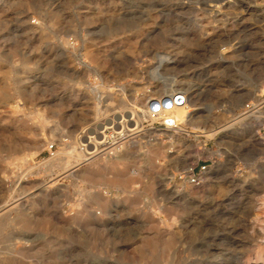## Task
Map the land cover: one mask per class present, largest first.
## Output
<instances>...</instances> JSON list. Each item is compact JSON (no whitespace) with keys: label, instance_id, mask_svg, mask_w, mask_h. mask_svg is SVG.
Listing matches in <instances>:
<instances>
[{"label":"rangeland","instance_id":"obj_1","mask_svg":"<svg viewBox=\"0 0 264 264\" xmlns=\"http://www.w3.org/2000/svg\"><path fill=\"white\" fill-rule=\"evenodd\" d=\"M260 136L264 0H0V264H264Z\"/></svg>","mask_w":264,"mask_h":264},{"label":"built area","instance_id":"obj_2","mask_svg":"<svg viewBox=\"0 0 264 264\" xmlns=\"http://www.w3.org/2000/svg\"><path fill=\"white\" fill-rule=\"evenodd\" d=\"M186 102V93L182 91H176L169 94H163L157 97H154L149 102L148 106V113L147 115L153 119L159 121L163 126L166 127V129L169 128V126L177 127L174 124V121L171 116H163L162 114L165 110L171 109L175 106H181ZM257 106H255L253 103L246 104L245 110L248 112L254 111ZM134 121V120H133ZM136 123V120H135ZM170 129V128H169ZM176 131V130H173ZM260 141L262 144V147L264 149V136H260ZM208 169V166L203 165L200 167L199 172L197 173L195 170H192L190 172V179L189 181L192 184H200L202 182L203 174Z\"/></svg>","mask_w":264,"mask_h":264},{"label":"bare ground","instance_id":"obj_3","mask_svg":"<svg viewBox=\"0 0 264 264\" xmlns=\"http://www.w3.org/2000/svg\"><path fill=\"white\" fill-rule=\"evenodd\" d=\"M248 111H246V113H247ZM251 112H253V111H251ZM125 120V119H124ZM120 122V121H119ZM124 123V122H123ZM117 124H119V123H117ZM115 125H116V123H115ZM121 126H122V124H121ZM126 126L127 125H125V124H123V129L122 130H120V131H116L115 133H113V134H111V136H112V138H114V141H115V143H118L119 141H123L124 139H125V135H126V137H127V133H126V131H130V128L129 129H127L126 128ZM120 126H117L116 125V128H119ZM128 127V126H127ZM108 128V126L107 127H105L104 129L106 130ZM127 130H126V129ZM245 129V128H244ZM105 130H102V131H100V132H96V136L94 135V136H90V137H87V139L89 138V140H88V144L86 145V143H85V152H87L89 155L90 154H93V155H96V154H99L101 151H99V149H100V147H101V145H103L106 141H107V135H105ZM132 130H134V129H132ZM242 131H244V130H242ZM240 132V131H239ZM38 133V132H37ZM98 138H103L104 140L102 141V139H101V141H98ZM254 138V137H253ZM87 141V140H86ZM38 142V141H37ZM132 143V142H131ZM125 144V143H124ZM133 144V143H132ZM138 144V143H137ZM84 145V144H83ZM36 150V149H35ZM113 150V151H112ZM112 150H109V151H107V154L108 155H110L109 157H114L115 155V153H118V150L120 151L121 149L119 148L118 149V147H116V148H114V149H112ZM121 152V151H120ZM63 154V153H62ZM120 155V154H119ZM82 156V155H81ZM103 156V155H102ZM54 157V156H53ZM85 157V156H84ZM100 157V156H99ZM118 158V157H117ZM62 160V158L60 157V156H57V157H54V158H52L51 160H50V162H52V164H54V165H58V163L60 162ZM96 160V159H95ZM98 160V159H97ZM117 160V159H116ZM79 161V160H78ZM81 161V160H80ZM116 162V161H115ZM98 165V164H97ZM111 165V164H110ZM93 166H95V165H93ZM89 167V166H88ZM86 168V167H85ZM101 168V167H100ZM130 168H132V167H130ZM98 169V168H97ZM107 169V168H106ZM109 169V168H108ZM77 170V169H76ZM86 171V170H85ZM106 171V170H105ZM111 171H112V169H111ZM121 172L119 173L120 174V177H122V178H124V182H131V181H133L134 180V177L133 176H130V175H127L124 171H122V170H120ZM130 171H131V169H130ZM83 172V171H82ZM129 173V172H128ZM134 173H137L138 175H139V170H138V172L137 171H134ZM94 174V173H93ZM106 174V173H105ZM110 174V173H109ZM92 176V175H91ZM119 176V175H118ZM87 177H89L90 178V176L88 175ZM97 177V176H96ZM102 177V176H101ZM172 177H174V176H172ZM183 180V179H182ZM190 182V181H189ZM100 183V182H99ZM194 186V185H193ZM195 191V190H194ZM195 192H197V190L195 191ZM104 199V198H103ZM16 206V205H15ZM23 207V206H22ZM59 211V210H58ZM62 211V210H61ZM10 212V214H11V211H9ZM19 212H21V211H19ZM52 212V211H51ZM56 213V212H55ZM54 213V214H55ZM57 214V213H56ZM60 214V213H59ZM64 214V213H63ZM99 214H100V212H99ZM19 215H20V213H19ZM18 215V216H19ZM61 216V215H60ZM59 216V217H60ZM101 216V215H100ZM52 217V216H51ZM54 217V216H53ZM55 218V217H54ZM63 218H65V217H63ZM57 219V218H56ZM59 219H61V217L59 218ZM59 222V221H58ZM63 222H65V220L63 221ZM56 223V222H55ZM164 223V222H163ZM66 224V223H65ZM152 226H154V224H152ZM74 230V229H73ZM167 233V232H166ZM162 240V239H161ZM158 238L157 237H155V236H152L150 239H148V243L150 242L151 243V245H152V253L154 254L155 252H156V250L158 249ZM145 247H146V243H145ZM163 247H164V244H163ZM149 251H151V250H149Z\"/></svg>","mask_w":264,"mask_h":264}]
</instances>
